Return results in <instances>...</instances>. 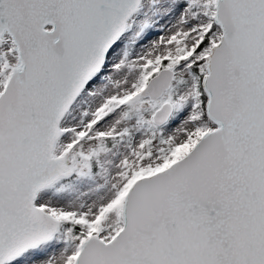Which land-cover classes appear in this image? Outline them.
Listing matches in <instances>:
<instances>
[{
  "label": "snow or ice",
  "instance_id": "1",
  "mask_svg": "<svg viewBox=\"0 0 264 264\" xmlns=\"http://www.w3.org/2000/svg\"><path fill=\"white\" fill-rule=\"evenodd\" d=\"M0 264H264V0H0Z\"/></svg>",
  "mask_w": 264,
  "mask_h": 264
}]
</instances>
